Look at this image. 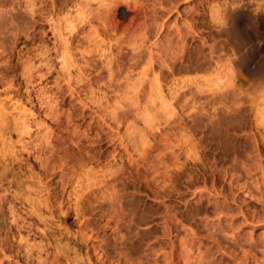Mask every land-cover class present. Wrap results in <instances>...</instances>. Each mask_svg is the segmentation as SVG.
<instances>
[{
	"label": "rangeland",
	"instance_id": "374dc122",
	"mask_svg": "<svg viewBox=\"0 0 264 264\" xmlns=\"http://www.w3.org/2000/svg\"><path fill=\"white\" fill-rule=\"evenodd\" d=\"M0 264H264V0H0Z\"/></svg>",
	"mask_w": 264,
	"mask_h": 264
},
{
	"label": "clouds",
	"instance_id": "9594fccd",
	"mask_svg": "<svg viewBox=\"0 0 264 264\" xmlns=\"http://www.w3.org/2000/svg\"><path fill=\"white\" fill-rule=\"evenodd\" d=\"M224 23L226 24V21H224Z\"/></svg>",
	"mask_w": 264,
	"mask_h": 264
}]
</instances>
